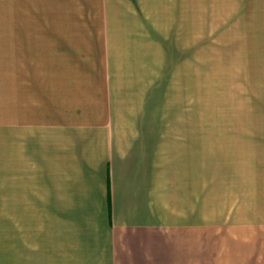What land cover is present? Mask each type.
<instances>
[{
    "label": "crops",
    "instance_id": "obj_1",
    "mask_svg": "<svg viewBox=\"0 0 264 264\" xmlns=\"http://www.w3.org/2000/svg\"><path fill=\"white\" fill-rule=\"evenodd\" d=\"M0 27L15 264H264V0H0Z\"/></svg>",
    "mask_w": 264,
    "mask_h": 264
},
{
    "label": "rangeland",
    "instance_id": "obj_2",
    "mask_svg": "<svg viewBox=\"0 0 264 264\" xmlns=\"http://www.w3.org/2000/svg\"><path fill=\"white\" fill-rule=\"evenodd\" d=\"M4 30L0 27V62L2 64L4 50ZM162 31V30H161ZM207 40V36L205 37ZM211 45V43H209ZM208 46V43H205ZM138 74H142L137 72ZM144 74H142L143 77ZM144 83L151 84V79L144 75ZM132 77H138L137 74H132ZM204 141H205V196H204V222L215 224V51L205 52L204 59ZM199 86V81L197 83ZM188 97L193 96L195 91L189 86ZM198 92V101L202 100V92ZM214 147L213 150L211 148ZM0 192L2 188L0 187ZM2 194H0V199ZM12 225L17 228V225L12 222ZM9 232V235H8ZM205 230L204 235H207ZM18 238V236H17ZM14 238V232L10 234V225L7 227V221L4 218L3 203L0 202V264H15L13 260L4 254L6 250V242H17Z\"/></svg>",
    "mask_w": 264,
    "mask_h": 264
}]
</instances>
